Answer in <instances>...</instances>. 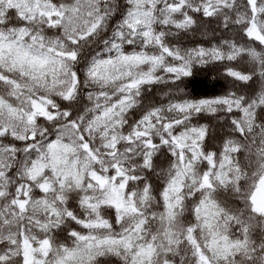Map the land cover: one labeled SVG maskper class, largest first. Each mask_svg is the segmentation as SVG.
Returning a JSON list of instances; mask_svg holds the SVG:
<instances>
[{"label":"snow or ice","instance_id":"snow-or-ice-1","mask_svg":"<svg viewBox=\"0 0 264 264\" xmlns=\"http://www.w3.org/2000/svg\"><path fill=\"white\" fill-rule=\"evenodd\" d=\"M0 264H264V0H0Z\"/></svg>","mask_w":264,"mask_h":264}]
</instances>
